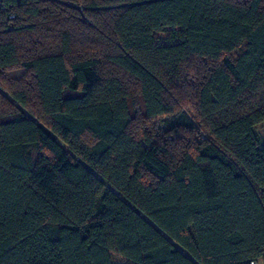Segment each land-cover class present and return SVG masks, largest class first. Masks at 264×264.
<instances>
[{"label": "trees", "instance_id": "obj_1", "mask_svg": "<svg viewBox=\"0 0 264 264\" xmlns=\"http://www.w3.org/2000/svg\"><path fill=\"white\" fill-rule=\"evenodd\" d=\"M1 3L0 264H264V0Z\"/></svg>", "mask_w": 264, "mask_h": 264}, {"label": "rangeland", "instance_id": "obj_2", "mask_svg": "<svg viewBox=\"0 0 264 264\" xmlns=\"http://www.w3.org/2000/svg\"><path fill=\"white\" fill-rule=\"evenodd\" d=\"M176 40L170 39L169 33H165L158 36V43L162 45H168L176 43ZM257 135L259 136L261 142H264V124H261L255 128ZM111 261L117 264H125V261L118 255L111 254Z\"/></svg>", "mask_w": 264, "mask_h": 264}, {"label": "built area", "instance_id": "obj_3", "mask_svg": "<svg viewBox=\"0 0 264 264\" xmlns=\"http://www.w3.org/2000/svg\"><path fill=\"white\" fill-rule=\"evenodd\" d=\"M1 6H2V3H1V0H0V8H1ZM250 264H261V263L256 262V261H252V262H250Z\"/></svg>", "mask_w": 264, "mask_h": 264}]
</instances>
